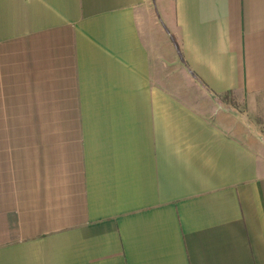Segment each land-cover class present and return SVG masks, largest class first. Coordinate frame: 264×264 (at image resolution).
I'll list each match as a JSON object with an SVG mask.
<instances>
[{"label": "crops", "instance_id": "0c3cea01", "mask_svg": "<svg viewBox=\"0 0 264 264\" xmlns=\"http://www.w3.org/2000/svg\"><path fill=\"white\" fill-rule=\"evenodd\" d=\"M207 90L264 127V0H0V264H264V129Z\"/></svg>", "mask_w": 264, "mask_h": 264}, {"label": "rangeland", "instance_id": "374dc122", "mask_svg": "<svg viewBox=\"0 0 264 264\" xmlns=\"http://www.w3.org/2000/svg\"><path fill=\"white\" fill-rule=\"evenodd\" d=\"M159 55V79L163 88L169 91L171 94L176 95H186L189 96L194 102L196 103H204L203 99L200 97V93L198 91V87L190 81L189 78L184 73L179 65L175 62V57L169 45L166 41L165 35L163 34L162 30L160 31V38L158 44L156 46ZM203 98V97H202ZM207 111L209 113L218 112L209 99L207 100ZM236 113H240L243 115V119L240 121L243 122V125L247 127H253L255 130H263V125L255 120L250 119L245 114L244 107L242 103H238L236 105Z\"/></svg>", "mask_w": 264, "mask_h": 264}, {"label": "trees", "instance_id": "16d2710c", "mask_svg": "<svg viewBox=\"0 0 264 264\" xmlns=\"http://www.w3.org/2000/svg\"><path fill=\"white\" fill-rule=\"evenodd\" d=\"M207 92L210 94V96L213 98L215 103L222 107L225 110H233L236 111V101L234 100L233 94L231 92H226L223 94H215L211 92L210 90H207Z\"/></svg>", "mask_w": 264, "mask_h": 264}]
</instances>
